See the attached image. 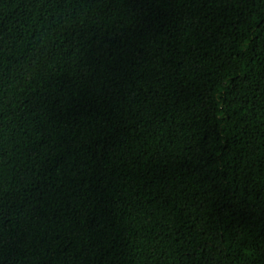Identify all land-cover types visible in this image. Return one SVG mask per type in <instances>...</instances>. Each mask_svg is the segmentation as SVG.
<instances>
[{"label":"trees","instance_id":"1","mask_svg":"<svg viewBox=\"0 0 264 264\" xmlns=\"http://www.w3.org/2000/svg\"><path fill=\"white\" fill-rule=\"evenodd\" d=\"M0 264H264V0H0Z\"/></svg>","mask_w":264,"mask_h":264}]
</instances>
